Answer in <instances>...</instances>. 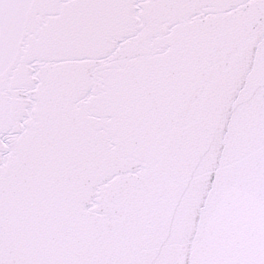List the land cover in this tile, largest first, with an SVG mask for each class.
I'll return each instance as SVG.
<instances>
[{
	"label": "snow or ice",
	"instance_id": "1",
	"mask_svg": "<svg viewBox=\"0 0 264 264\" xmlns=\"http://www.w3.org/2000/svg\"><path fill=\"white\" fill-rule=\"evenodd\" d=\"M0 264H264V0H0Z\"/></svg>",
	"mask_w": 264,
	"mask_h": 264
}]
</instances>
